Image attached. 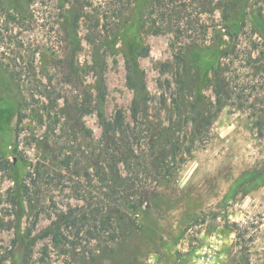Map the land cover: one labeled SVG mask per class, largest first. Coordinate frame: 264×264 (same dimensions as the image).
Segmentation results:
<instances>
[{
	"label": "rangeland",
	"instance_id": "1",
	"mask_svg": "<svg viewBox=\"0 0 264 264\" xmlns=\"http://www.w3.org/2000/svg\"><path fill=\"white\" fill-rule=\"evenodd\" d=\"M33 3H26L27 13L36 9L30 26L14 28L28 44L21 50L26 59L37 50L36 82L9 80L0 74V251L10 248L15 236L17 208L11 194L17 180L23 191V230L37 211L40 232L61 211L84 208L82 229L64 232L79 243L77 253L99 255L95 264H264V174L248 180L251 171L264 167V137L258 136L252 111L240 107L239 96L244 85V93L251 95V69L222 60L230 69L226 72L230 85L225 88L229 96L217 111L210 81L215 80L218 49L209 42L189 53L183 70L186 93L179 95L172 34L145 32L138 27L136 11H130L128 22L116 30L115 51L108 54L105 113L113 119L122 110L126 134L131 135L128 140L138 158L128 169L120 156L117 166L127 181L109 190L94 177V167L105 165L97 115L82 117L91 131L88 135L77 128L78 115L71 113L69 119L63 110L65 99L71 103L83 90L95 93L94 48L86 38L89 22L82 18L75 35L70 31L68 4L56 0L53 10L40 0ZM216 16L220 17L218 12ZM141 47L150 50L139 58L149 100L145 130L139 129L134 137L130 110L134 91L127 84L125 58ZM71 50L79 74L71 75ZM55 97L58 100L51 106ZM196 100L204 111L197 128L190 112ZM19 112L24 116L20 123ZM126 134L118 133L117 143L110 146L127 151ZM86 171L95 180L88 181ZM134 203L140 204L136 212L129 208ZM110 213L118 242L111 241L112 231L104 226ZM121 214L132 218V225L121 221L123 230L117 222ZM45 245L54 263L64 264V256L56 254L50 238L37 242L33 262L41 264ZM79 253L74 259L68 257L72 264L79 262L75 261Z\"/></svg>",
	"mask_w": 264,
	"mask_h": 264
},
{
	"label": "trees",
	"instance_id": "2",
	"mask_svg": "<svg viewBox=\"0 0 264 264\" xmlns=\"http://www.w3.org/2000/svg\"><path fill=\"white\" fill-rule=\"evenodd\" d=\"M35 0H0V74L8 75V79L15 77L34 85L36 82V52L34 49L27 59L22 55L21 50L26 48L27 42L15 32V26L28 27L32 23L36 9L32 11L26 7L27 4H34ZM56 0H40V3L50 9L55 8ZM71 7L72 15L69 25L70 31L77 35L79 22L85 18L89 22V34L87 41L93 46L92 72L95 76V93L83 90L80 95H76L71 103L67 99L64 116L71 118V113L78 115L76 122L80 131L88 130L82 117L88 113H95L102 126L103 148L100 155H104L105 165L97 164L94 177L105 184L109 190H115L125 184L126 177L120 173L117 166L120 156L122 162L130 169L134 158V147L130 145V134H126L128 126H125L124 113L117 111L113 119H109L105 113V102L108 94L106 81V71L108 69V54L113 49L118 39L116 30L123 23L129 20L128 13L136 11L138 27L145 32L153 34L170 33L173 36V57L174 64L178 67L176 74V86L179 95L186 90V78L183 70L189 61V53L194 49L206 46L211 42L218 49V62L214 67L215 80L211 79V86L215 92L216 100L212 104L221 111L227 104L225 88L230 85L226 80V72L229 66L222 60L229 63L239 62L243 67L251 69L250 94L246 95L245 85L239 87L241 108L247 106L252 112L254 125L258 136L264 137V0H58ZM61 6V5H59ZM58 7V6H57ZM60 8V7H59ZM53 12L49 10V13ZM219 13V18L216 16ZM64 12H60L62 16ZM68 25V23H67ZM65 29H69L65 25ZM74 37L71 42L74 44ZM77 42H79L77 40ZM71 43V44H72ZM31 46V45H30ZM72 46V45H71ZM79 48V45H77ZM37 48V47H35ZM27 49V48H26ZM149 48H140L136 53H130L125 58L127 84L134 91L131 104V117L134 121L132 134L137 136L139 129L143 131L147 122V102L149 93L146 87L145 72L141 68L139 58L149 53ZM74 50H71L69 60L71 75L79 74V68L74 63ZM220 59V60H219ZM3 77V76H2ZM15 78V79H16ZM37 85L45 86L42 81H37ZM231 89V86H230ZM37 90V89H36ZM232 90V89H231ZM31 93L34 94V91ZM231 93V92H230ZM251 101L245 105L246 101ZM57 97L53 98L51 106L57 102ZM200 100V99H199ZM201 101V100H200ZM199 104L193 101L190 112L191 120L197 128L201 118H204V111L199 109ZM68 113V115H67ZM23 114L18 113V123L23 119ZM207 117V116H206ZM205 117V118H206ZM204 120V119H203ZM205 122H211L210 117ZM55 130V129H54ZM145 130V128H144ZM126 134L127 140L124 146L113 149L110 144L117 143L118 133ZM138 133V134H137ZM120 154V155H118ZM138 157H136L137 159ZM132 161V162H131ZM264 174L262 169L253 170L248 178L258 180ZM88 181L95 180L90 171L85 173ZM19 181L16 180V188L11 194V202L17 208V217L14 224L15 236L10 244V248L0 251V264L8 260L7 264H35L32 260L34 247L40 239L50 238L56 254L64 256V264H72V260L78 254L75 250L78 242L69 239L64 232L67 229H82L86 211L83 207H73L68 211H61L56 219L37 232L39 212L34 213L33 220L28 221L26 230L22 228L23 202L21 200L23 191ZM140 204L134 203L129 208L136 212ZM83 211V212H82ZM82 216L80 217V213ZM96 217V216H94ZM104 226L112 231V242H118L115 230L111 229L114 224V216L110 213L106 216ZM119 227L130 224L132 218L128 215H119L117 218ZM124 220V225L121 221ZM132 225V224H130ZM236 228L239 227L234 223ZM130 230V229H129ZM2 248V246H0ZM114 251V250H113ZM40 259L41 264H55L49 247L44 246ZM98 254L79 253L75 261L77 264H95ZM73 258V259H69Z\"/></svg>",
	"mask_w": 264,
	"mask_h": 264
}]
</instances>
